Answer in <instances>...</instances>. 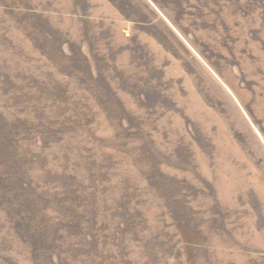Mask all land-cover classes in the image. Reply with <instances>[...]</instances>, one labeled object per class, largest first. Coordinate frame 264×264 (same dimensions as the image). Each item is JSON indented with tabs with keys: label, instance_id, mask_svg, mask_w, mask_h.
Wrapping results in <instances>:
<instances>
[{
	"label": "rangeland",
	"instance_id": "374dc122",
	"mask_svg": "<svg viewBox=\"0 0 264 264\" xmlns=\"http://www.w3.org/2000/svg\"><path fill=\"white\" fill-rule=\"evenodd\" d=\"M0 264H264V0H0Z\"/></svg>",
	"mask_w": 264,
	"mask_h": 264
}]
</instances>
